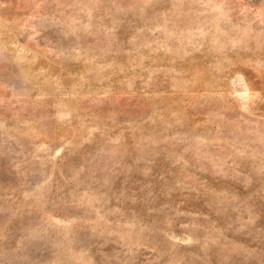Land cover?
Masks as SVG:
<instances>
[{
  "label": "rangeland",
  "instance_id": "obj_1",
  "mask_svg": "<svg viewBox=\"0 0 264 264\" xmlns=\"http://www.w3.org/2000/svg\"><path fill=\"white\" fill-rule=\"evenodd\" d=\"M0 264H264V0H0Z\"/></svg>",
  "mask_w": 264,
  "mask_h": 264
}]
</instances>
